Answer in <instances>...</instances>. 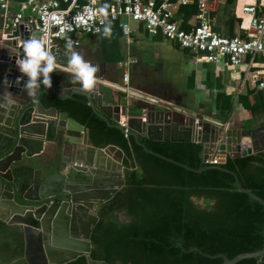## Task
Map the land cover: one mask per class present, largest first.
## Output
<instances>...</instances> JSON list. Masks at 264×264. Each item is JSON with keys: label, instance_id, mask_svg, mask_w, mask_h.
Segmentation results:
<instances>
[{"label": "water", "instance_id": "obj_1", "mask_svg": "<svg viewBox=\"0 0 264 264\" xmlns=\"http://www.w3.org/2000/svg\"><path fill=\"white\" fill-rule=\"evenodd\" d=\"M10 36L6 44L16 50L0 51V94L5 90L11 92L15 102L11 107H0V264H64L79 256L86 258V264H107L91 258V234L98 221L99 206L124 185L122 157L110 153L117 148L113 145L93 146L87 127L55 107H45L39 100L42 89L59 94H66L68 89L41 85L35 97H28L23 91L27 77L19 72L15 60L16 55L23 56L22 44L17 47V40H28L29 36L21 26ZM62 48L63 44L57 41L51 45L56 63L67 68L68 50L60 51ZM55 71L70 73L58 68ZM17 78H21L19 83ZM5 80L10 82V87H6ZM72 90L81 91V86ZM88 94L89 104L95 110L100 108L109 124L124 129L121 122L125 120V133L136 138L137 135L150 136L151 127L169 130L174 122L184 125L186 140L201 143L202 159L211 165L195 169L142 144L143 147L196 173L207 168L228 172L235 177L239 191L264 206V199L243 187L234 171L221 166L228 156L239 158L264 152V122L234 129L163 108L143 109L141 115L129 116L121 95L114 105L103 106L97 103L96 87ZM69 131L78 132L79 136H64L62 165L54 167L51 159L48 169H34L30 182L23 186L14 172L15 167L24 157L41 154L45 143L56 141L58 132ZM221 257V264H235L245 258H256L258 264H264V245L260 250L243 252L233 258Z\"/></svg>", "mask_w": 264, "mask_h": 264}, {"label": "trees", "instance_id": "obj_2", "mask_svg": "<svg viewBox=\"0 0 264 264\" xmlns=\"http://www.w3.org/2000/svg\"><path fill=\"white\" fill-rule=\"evenodd\" d=\"M197 3L193 0L179 9L191 16L197 13ZM112 24L115 37L105 44L115 50L121 30L118 21ZM51 81L55 88L68 92L42 89L39 100L43 105L55 107L87 127L93 146L113 145L122 155L125 182L99 206L91 234V258L107 264H221V255L233 258L263 248L264 206L239 191L232 174L216 168L196 173L143 147L195 169L211 165L202 159V144L186 140L184 125L175 123L169 130L151 127L150 136L136 138L125 133L127 127L109 124L89 104L88 93L72 90L80 85L73 83L71 74L54 71ZM92 101L96 103L95 98ZM231 105L225 101L223 114ZM129 114L135 111L129 108ZM221 166L234 171L243 187L264 199V152L228 156ZM33 171L28 163L14 169L23 186L28 185ZM86 263L79 256L64 264ZM235 264L258 262L245 258Z\"/></svg>", "mask_w": 264, "mask_h": 264}, {"label": "crops", "instance_id": "obj_3", "mask_svg": "<svg viewBox=\"0 0 264 264\" xmlns=\"http://www.w3.org/2000/svg\"><path fill=\"white\" fill-rule=\"evenodd\" d=\"M191 1L193 0H189L188 3ZM205 1L213 30L226 36L244 35L250 30V16L245 14L242 8L259 2V0ZM259 10L262 12L264 8ZM195 15L196 13L188 16L185 10L178 9L174 19L182 28L191 29L196 23ZM110 24L111 37H104L103 31L98 35H82L76 38L79 44L73 46V50L80 52L86 61L99 67L96 73L99 78L95 84L99 95L97 103L103 106L114 105L118 95H121L122 104L128 109L126 115L129 116V108L135 111L133 116H139L143 109H166L164 104L170 103L198 119L219 122L234 129L264 122V102L262 93L257 88L258 80L264 75L263 54L246 56L241 66L236 69L223 64L225 57L216 63H195L188 51L181 49L176 43L164 40L161 36H152L141 23L135 21H129L131 29L129 40L125 38L120 27H117L121 34L117 38V47L113 50L105 44L115 37L116 27L112 22ZM1 31L0 9V33ZM66 49L63 45L59 50ZM124 74L127 75L126 82L131 89L161 99L164 104L152 105L134 96L127 99L126 94L115 87L124 84ZM225 101L231 102L232 105L223 114L222 106ZM97 110L100 111V108L97 107ZM262 127L264 128V125ZM67 134L79 136L75 131L58 132L56 141L45 143L41 154L31 158L24 157L21 163H28L34 166V169L42 170L48 169L47 163L51 159L54 160V167L62 165V148L65 145L64 136ZM110 153L122 157L117 148ZM109 156L114 160L112 155ZM104 165L106 168V164Z\"/></svg>", "mask_w": 264, "mask_h": 264}, {"label": "built area", "instance_id": "obj_4", "mask_svg": "<svg viewBox=\"0 0 264 264\" xmlns=\"http://www.w3.org/2000/svg\"><path fill=\"white\" fill-rule=\"evenodd\" d=\"M106 1L0 0L2 19L0 51L16 50L6 42L11 40L10 35L20 26L24 33H28V39H42L47 46L51 47L55 41L66 46L69 38L73 46H77L79 44L77 37L99 34L104 26L112 21H118L123 35L129 40L131 32L129 21H135L141 23L152 36H161L164 40L176 43L181 49L188 51L195 63H216L225 57L223 64L236 69L241 66L246 56L264 55V11L259 10L264 8V0L242 8L243 12L250 16V30L244 35L234 36H226L213 30L205 0L198 1L196 23L191 29L182 28L174 19L175 12L189 0H108V15L104 18L96 10L103 7ZM102 19L104 24L101 23ZM68 25H71L72 30L61 33L60 29ZM22 42L18 39L17 47ZM56 68L69 71L57 63ZM126 81L127 75L124 74V84L115 87L124 92L127 99L134 96L152 105L164 104L161 99L131 89ZM257 88L264 100V75L258 80ZM164 105L166 109L193 115L176 105L170 103ZM214 123L222 125L219 122ZM121 125L126 127L125 121H122Z\"/></svg>", "mask_w": 264, "mask_h": 264}, {"label": "clouds", "instance_id": "obj_5", "mask_svg": "<svg viewBox=\"0 0 264 264\" xmlns=\"http://www.w3.org/2000/svg\"><path fill=\"white\" fill-rule=\"evenodd\" d=\"M108 6L105 5L99 8L97 13L104 18L107 17ZM104 24V20H101ZM71 25L62 27L61 33L71 31ZM127 31V28H125ZM112 27L108 23L103 28V36L111 37ZM21 48L23 49V56L16 55V66L23 76L27 77V81L24 85L23 91L28 97L33 98L37 95L41 89V85L45 88L52 87L51 74L56 70V56L53 53L50 46H47L42 39L30 38L23 40ZM66 48L67 54V68L72 74L73 83H77L81 86V91L84 93H91L94 90L96 83V73L99 71L97 65H93L84 59V56L73 50V42L71 39H67ZM21 78H17V83ZM6 87H10L11 84L5 80ZM14 100L11 98V92L5 90L0 94V107H11L14 104Z\"/></svg>", "mask_w": 264, "mask_h": 264}, {"label": "flooded vegetation", "instance_id": "obj_6", "mask_svg": "<svg viewBox=\"0 0 264 264\" xmlns=\"http://www.w3.org/2000/svg\"><path fill=\"white\" fill-rule=\"evenodd\" d=\"M99 209V208H98Z\"/></svg>", "mask_w": 264, "mask_h": 264}]
</instances>
